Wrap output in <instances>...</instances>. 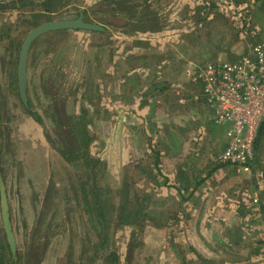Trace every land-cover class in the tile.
I'll return each mask as SVG.
<instances>
[{
  "label": "rangeland",
  "instance_id": "1",
  "mask_svg": "<svg viewBox=\"0 0 264 264\" xmlns=\"http://www.w3.org/2000/svg\"><path fill=\"white\" fill-rule=\"evenodd\" d=\"M121 1H52L59 19L84 11L107 33L64 32L34 45L26 116L10 46L20 51L36 23L28 14L49 1L0 0V163L16 264H33L32 241L47 237L43 264H81L82 254L85 264H115V256L116 264H264V137L250 174L220 165L224 146L195 113L194 98L202 97L194 78L205 64L264 43V0ZM133 69L137 81L121 99V77ZM56 100L74 117L78 145H91L72 164L62 156ZM15 112L22 122L12 119L11 142ZM87 192L97 206H86ZM1 224L0 214L6 254Z\"/></svg>",
  "mask_w": 264,
  "mask_h": 264
},
{
  "label": "built area",
  "instance_id": "2",
  "mask_svg": "<svg viewBox=\"0 0 264 264\" xmlns=\"http://www.w3.org/2000/svg\"><path fill=\"white\" fill-rule=\"evenodd\" d=\"M251 48L234 62L221 57L208 62L194 78L203 84L214 124L225 128L227 143L217 162L244 174L252 171L254 142L264 118V43Z\"/></svg>",
  "mask_w": 264,
  "mask_h": 264
},
{
  "label": "flooded vegetation",
  "instance_id": "3",
  "mask_svg": "<svg viewBox=\"0 0 264 264\" xmlns=\"http://www.w3.org/2000/svg\"><path fill=\"white\" fill-rule=\"evenodd\" d=\"M17 1V0H15ZM49 1V2H48ZM52 1L53 0H47V4H42V9H40L39 11H36L34 12L33 14H28L29 17L34 20L33 22H36L33 27L30 29V31L26 34V36L24 37L23 41L21 42L20 46L18 47V49L20 50L19 52L14 50L15 47L13 45L10 46V49H11V52L13 53L12 54V62L14 61V58H15V54H16V81H17V89H18V95H19V102L22 103L23 105V109L24 111L26 112V116L29 115V110H30V106H31V102L29 101V98H28V89H27V84H28V65H29V59H30V55H31V52H32V49L34 47V45L40 41L41 39L49 36V35H53V34H56L58 35L59 33H64V32H91L93 34H105L107 33V27L103 26V25H100V24H97V23H94V22H91L87 19V17L85 16V13L84 11H80L75 17H73V19H78V17L80 16V14L83 15L84 17V21L87 22V23H90V24H94L96 26H98L99 28L96 29V30H87V29H74V30H62V31H53V32H49V33H46L42 36H40L38 39H36L32 45H31V48L29 50V57H28V61H27V67H26V94H27V102H28V105H26L22 99H21V94H20V89H19V81H18V67H19V61H20V53H21V50H22V46H23V43L25 42L26 38L29 36V34L35 30L36 28H38L39 26L47 23V22H53V21H64V20H73V19H59L58 17H56V15H54V12L52 11L51 9V6H52ZM112 3L117 4L120 2H122L121 0H103V4H112ZM113 1H116V2H113ZM29 13V12H28ZM28 18V16L26 17ZM117 24V22L115 23ZM137 58L135 57H129L128 59H126L127 62H134L135 63V60ZM56 110H55V113L57 115V117L59 118V120L61 121V123L59 124L57 130L60 128V126L63 127V132L65 133V135L62 133V132H59V139H60V142L62 143V146L64 147V151H63V158H64V162L66 163H69V164H72V162H76L74 161L75 159H78V157H80L83 153L87 155H89V146L90 143H89V146L87 148V144H82V146L80 147V144L78 145V138L74 137L73 136V133H72V127H71V122H72V119L74 118H70L72 116H70L69 114H67L66 110L63 109V103H59L58 100H56ZM70 116V117H69ZM13 117V116H12ZM10 117V120L8 121V128L9 130L7 131L6 135H7V139L8 141H14V139L12 138L13 136H17L16 134V130L13 128L12 126V119L15 121V123L18 125L19 122H22V119L18 117V112H15V117ZM33 117L34 119L38 122V123H42V119L41 117L38 115V114H33ZM13 131H14V135H13ZM47 136H49V133L47 134ZM52 148L55 149V142L52 141L50 142ZM0 158H1V154H0ZM89 158V156L87 157ZM86 158V159H87ZM92 158V157H91ZM85 159V161H86ZM82 160V159H81ZM80 161V160H79ZM81 162V161H80ZM0 182H2L4 184V188H5V195H6V199H7V203H8V209H9V221H10V227H11V234L13 235V238H14V246L12 247L8 241V238H7V231L4 227V221H3V211H2V194H3V188L1 186V183H0V209H1V222H2V227L4 229V233H5V244H6V251L7 253L5 254V251L4 249H1L0 247V264H16V262L18 261H21L19 256H18V250H17V242H16V239H15V234H14V228H13V224H12V217H11V210H10V204H9V196H8V191H7V185L5 183V179H4V173H3V169L1 167V163H0ZM85 188H87V184L84 185ZM83 199L85 200V204L86 206H92L93 204H90L89 201H92L93 202V199H91L90 195L87 193H85L83 195ZM95 199V198H94ZM94 206H97V202H96V205H95V201H94ZM91 207V208H92ZM46 240L48 241L43 243V241H40L38 240L37 242L36 241H32V244H31V247L32 249L34 250L33 253H31V257L29 259H31L33 261V264H43L44 261L46 260V256L47 254L49 253V250L51 249V246H48L49 244V239L48 237L46 238ZM51 254V253H50ZM9 255V256H8ZM63 255V251L59 253L58 256H62ZM9 257V263L6 262V257ZM29 257V256H27ZM63 257V256H62ZM19 258V259H18ZM80 261L81 259H83V261L81 262V264H85L84 263V259H87V256H85L84 254H82L80 256Z\"/></svg>",
  "mask_w": 264,
  "mask_h": 264
},
{
  "label": "water",
  "instance_id": "4",
  "mask_svg": "<svg viewBox=\"0 0 264 264\" xmlns=\"http://www.w3.org/2000/svg\"><path fill=\"white\" fill-rule=\"evenodd\" d=\"M98 28L99 27L94 24L85 22L83 15L80 14L78 19L47 22L39 26L38 28H36L29 34V36L26 38L25 42L23 43L22 50L20 53L19 67H18V81H19L21 99L26 105H28L27 94H26V67H27V61L29 57V50L31 48L32 43L36 39H38L40 36L46 33H49V32H53V31L55 32V31L74 30V29L96 30ZM0 183L3 188L2 211H3L4 227L7 231L8 241L10 245L13 247L14 238H13V235L11 234V227H10V221H9V209H8L6 195H5V188H4V184L2 182Z\"/></svg>",
  "mask_w": 264,
  "mask_h": 264
},
{
  "label": "crops",
  "instance_id": "5",
  "mask_svg": "<svg viewBox=\"0 0 264 264\" xmlns=\"http://www.w3.org/2000/svg\"><path fill=\"white\" fill-rule=\"evenodd\" d=\"M135 72H136V70L133 69V71H130L127 76L121 77V82H122L123 85H122V88H121L120 92L124 93V97L120 96L121 99H125L128 96V95H126V92H125V90L128 87H129L130 93L132 92V88L133 87L131 85L132 84L134 85V83L137 81V77L135 76L136 75ZM127 81H131V82H127ZM179 89H181L182 92H185V89L183 87H180ZM194 98L196 99L195 103L197 104V112H195V113H199V114L202 115V117H204V122L207 124V128L209 129L210 136L212 137V139H216L221 145H223L224 146L223 150H224V148L226 147V143H227V139H226V135H225V128L224 127H219V126L214 124V122H213V117H214L213 116V112L210 110V108L207 106L205 101L202 99L201 94H200V96H195ZM199 100H201L202 102H199ZM135 103H137L138 105L137 104L134 105ZM135 103L133 102V104H132V105H134V107H132L133 110H137V107H139L141 105L140 101L135 102ZM123 104H125L126 106L122 105L121 109L124 108V109L128 110L130 108V104L128 102H124ZM181 118H184V116L182 115ZM213 125L215 126V129H214ZM181 129L183 130V128H181ZM184 132L188 133L187 131H184ZM254 161H255L254 162V164H255L257 162L256 158H255ZM221 170L223 171V169H221Z\"/></svg>",
  "mask_w": 264,
  "mask_h": 264
},
{
  "label": "trees",
  "instance_id": "6",
  "mask_svg": "<svg viewBox=\"0 0 264 264\" xmlns=\"http://www.w3.org/2000/svg\"><path fill=\"white\" fill-rule=\"evenodd\" d=\"M221 43H222V41H220L218 43V47H219L218 50L219 51H221V49H222V47L220 46ZM236 58L237 57L232 58L231 61L234 62V60H237ZM138 60L142 61V59H136L135 61H138ZM160 85L161 84L151 85L148 90L152 91L153 89H158V87H160ZM166 133H167V136L170 137V140L173 142V138H172L173 133H171V132H166ZM263 137H264V118L262 119V121H261V123H260V125L258 127V130H257V135H256L255 142H254V158L257 157V154H258L259 148L261 146V142H262ZM155 156L157 158V164H158V162H159V153H155ZM256 160H257V158H256ZM254 162H253V166H254ZM114 262H115V264L117 263V256L114 257Z\"/></svg>",
  "mask_w": 264,
  "mask_h": 264
}]
</instances>
